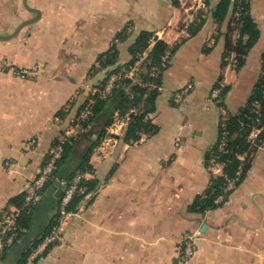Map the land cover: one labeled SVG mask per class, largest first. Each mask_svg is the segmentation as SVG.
I'll return each instance as SVG.
<instances>
[{
    "label": "crops",
    "instance_id": "0c3cea01",
    "mask_svg": "<svg viewBox=\"0 0 264 264\" xmlns=\"http://www.w3.org/2000/svg\"><path fill=\"white\" fill-rule=\"evenodd\" d=\"M18 1L0 0V32L10 33L30 18L15 14L24 4ZM175 1L28 0L41 9V18L0 40V219L21 202L59 135L104 80L108 68L99 63L101 54L116 47L117 63L128 62L130 46L143 30L154 33L147 55L157 39L178 44L151 115L157 132L134 142L123 141L121 134L114 144L94 146L86 170L96 185L70 215L63 240L39 264H264V142L224 203L191 210L212 183L206 155L218 140L222 106L239 110L263 73L264 0L250 1L260 35L240 68L227 59L234 52L223 62L232 7L222 23L209 15L189 36L181 0ZM218 2L211 0V6ZM6 60L38 74L19 77L5 67ZM219 81L227 90L216 103L210 95ZM188 84L192 89L177 102L173 92ZM108 105L95 119L97 129L114 114L115 105ZM87 131L77 133L73 152L61 163L62 177L86 150ZM58 186L43 190L26 230L0 264H18L40 243L58 212ZM195 228L201 230L197 251L183 261L179 246L184 233Z\"/></svg>",
    "mask_w": 264,
    "mask_h": 264
},
{
    "label": "trees",
    "instance_id": "16d2710c",
    "mask_svg": "<svg viewBox=\"0 0 264 264\" xmlns=\"http://www.w3.org/2000/svg\"><path fill=\"white\" fill-rule=\"evenodd\" d=\"M250 1L251 0H219V2L215 6H211V0H208L207 10L201 11L199 19L195 20L193 23H190L187 27L189 36L196 34L201 29L209 15H212L219 24L222 23V21L226 18L229 9L232 7L233 17L230 20L229 29L226 35V49L223 56V62L224 64H226L227 60L225 59V57L229 56L231 52H234L237 59L235 66L237 68H240L245 63V56L248 50L255 44L260 35L258 25L253 19L250 12ZM175 2L179 4L178 0H176ZM235 14L236 16H234ZM236 30L239 32L237 38L233 37V34ZM214 36V38L216 39V37H218V34L216 33L214 34ZM153 37V32L146 30L141 31L130 46V53L132 54V58L124 64L117 63L118 51L116 47L101 54L98 59L99 63L102 64L103 67H107L108 70L104 80L100 83V87H102L106 83L109 75L118 73L123 65L134 63L139 58V54L143 53L149 47L150 41ZM177 45L170 46L164 39H157L148 55L142 60L139 66L136 74L137 81L129 78H121L117 82V85L112 89V92L106 98L96 96L93 103L94 113L90 119V121L93 122L94 127L97 128L98 126L95 120L96 117H98L100 112L104 110L108 104H111V106L115 105L113 107L114 114L117 111L120 113V115H130V119L123 133V141L133 142L140 139L141 134L143 133L147 135L156 133L159 127L155 122H153L151 115L156 110V101L161 91L160 87L162 84L163 73L170 64V60L164 61L163 56L168 50H170L171 54L173 55ZM208 50L209 47L206 48V51ZM155 66L159 68V71L157 73L153 72V68ZM219 82L216 83L215 87L219 84ZM226 90L227 86H223L222 95L219 99V102L223 100ZM255 100H259L261 102V109L264 112V53L263 73L255 84L250 98L239 110L235 112L228 111V117L224 121L225 125H219L220 129L217 141H219V137L222 136L223 131H226L227 135V143L224 149H220L219 142L216 141L209 148L206 155L207 165L210 163V160L212 158L211 156L225 162L224 170L229 176H234L236 174V171L241 167L242 170L239 180L237 181V185L243 180L250 166L251 160H241L238 157V154L244 153L249 148L247 136L257 117L254 106ZM59 114L63 115V113ZM114 114L112 113L111 117H108L103 125L101 127H98L100 128V130L97 138L93 139L92 133L89 131L84 134L89 137L88 139H90L86 150L82 153L83 155L81 156V159L79 160L77 166L65 177H62L60 175L61 163L73 152V147L75 145L77 136L74 138L73 143H69L66 145L60 164L54 171L53 176L49 179L44 190L50 184L59 182L57 181V178L65 183H69L77 171L90 169L91 165L89 164V156L92 153L94 146L97 145L102 136L107 133V127L112 123ZM263 142L264 136L262 143ZM46 160L43 164H45ZM224 182L225 177L223 175H219L216 177L212 176V183L203 195H199L195 199V201L191 205V210L204 212L208 209H212L221 205L222 203H215V198L219 193L222 192ZM87 185L91 190L96 185V182L89 180L87 181ZM230 193L231 192L227 193L226 200L228 199ZM24 196L25 194H23L21 202L17 203V206L23 205ZM61 196H59L60 200ZM83 196L84 195L82 194L75 195L71 203L68 205V209L76 211L78 208V203ZM32 212L22 211V215L20 217V225L22 227L26 228L28 226ZM21 234L22 232L20 233V235ZM43 236L40 239H42ZM29 251L30 249L18 264H25L29 255ZM45 253L46 252H44V254Z\"/></svg>",
    "mask_w": 264,
    "mask_h": 264
},
{
    "label": "built area",
    "instance_id": "2783aa9c",
    "mask_svg": "<svg viewBox=\"0 0 264 264\" xmlns=\"http://www.w3.org/2000/svg\"><path fill=\"white\" fill-rule=\"evenodd\" d=\"M181 7L185 13L182 21L183 28L187 29L190 23H193L195 20L199 19L201 11L207 10L208 0H181ZM238 35L239 32L236 30L234 37L237 38ZM146 56V53L140 54L139 58L134 63L123 65L118 73L112 74L110 79L102 87L94 86L92 88L91 96L80 108L77 117L70 121L68 126L59 135L57 142H55L54 146L51 148L50 153H48L47 160L45 164L42 165L38 176L29 183L25 191L23 205H16L13 208L4 211L0 219V261L4 257L7 250L13 246L20 237V233H23L26 230L25 227L20 225L22 211L32 212L34 210L49 179L53 176L54 171L60 164L66 145L73 143L77 133L86 131L93 127V122L90 121V119L94 113L93 103L95 101V97L99 96L101 98H106L112 92V89L117 85V82L121 78H129L133 79L134 81L137 80V71L142 60ZM170 56L171 51L168 50L164 54L163 60H169ZM227 59L233 64H236L237 62L235 53L231 57H227ZM3 64L8 70L13 71L17 76L22 78H32L38 74V69L34 67H16L7 60L3 61ZM158 71L159 68L155 66L153 68V72L157 73ZM192 86V84H188L186 87L175 90L173 92L175 100L177 102H182L185 96L190 92V89H192ZM222 88L223 83L219 82V84L211 92L210 101L219 103V99L222 95ZM254 106L257 117L247 136L249 142L248 150L242 154H238V157L241 160L251 159L263 141L264 112L261 109L262 105L259 100L254 101ZM121 117L122 116L119 112L114 114L112 123L107 127V141H115L117 135L124 133L126 129H124V124H128L130 118L129 116L126 118ZM227 117L228 111L222 106L220 125H225L224 121L227 119ZM57 119H59V117H57ZM33 142L34 141L29 142V146L33 144ZM217 142H219L220 149H224L227 143L226 131H223L222 136L219 137V141ZM211 157L212 158L208 165L212 176L216 177L223 175L225 177V182L222 188L223 190L215 198V203L221 204L225 202L227 193L231 192L236 187L242 169L240 167L234 176H229L224 170L225 162L220 161L213 156ZM90 178V170L77 171L69 183H65L57 178V181L60 183L59 187H62L63 189L60 204L58 206V212L51 223L48 232L43 236L40 243L34 245L30 249L25 264H39V258L44 254V252H46L51 246L56 245L63 240L68 218L71 214L76 213V211L68 209V205L71 203L75 195L82 194L86 196V194L90 191L89 186L87 185V181H89ZM200 235L201 230L199 228L188 230L184 233L179 246V258L181 260L188 261L195 255L197 251V240L199 239Z\"/></svg>",
    "mask_w": 264,
    "mask_h": 264
},
{
    "label": "water",
    "instance_id": "95a60500",
    "mask_svg": "<svg viewBox=\"0 0 264 264\" xmlns=\"http://www.w3.org/2000/svg\"><path fill=\"white\" fill-rule=\"evenodd\" d=\"M24 6L31 11L32 13H34V15L30 18L24 19L22 20L17 27L14 29V31L10 32V33H3L0 32V40H7L10 39L12 37H14L24 26L29 25L31 23H34L36 21H38L41 18L42 15V11L41 9H39L38 7H34L32 5H30L28 3V0H23ZM62 187H59L57 190V196H61L62 195Z\"/></svg>",
    "mask_w": 264,
    "mask_h": 264
},
{
    "label": "rangeland",
    "instance_id": "374dc122",
    "mask_svg": "<svg viewBox=\"0 0 264 264\" xmlns=\"http://www.w3.org/2000/svg\"><path fill=\"white\" fill-rule=\"evenodd\" d=\"M18 1V0H17ZM19 2V1H18ZM17 6V5H16ZM26 13L27 15H29V17H32L33 15H34V13H32L31 11H29L25 6H24V4L22 5V3H21V5L20 6H18V7H16L15 8V14L16 15H22V13ZM15 15V16H16ZM135 81H137V80H135ZM144 82V81H143ZM99 130H100V128H95L94 127V124H93V127L92 128H90V129H88V131L89 132H93L94 134H95V136H93L92 138L93 139H95V138H97L98 137V135H99ZM108 136V134L107 133H105L103 136H102V138H101V140L99 141V143L97 144V145H100V146H104V145H106V144H114V140H109V141H107L106 140V137ZM134 142V141H133ZM96 146V145H95ZM69 219V218H68ZM67 225V224H66Z\"/></svg>",
    "mask_w": 264,
    "mask_h": 264
}]
</instances>
